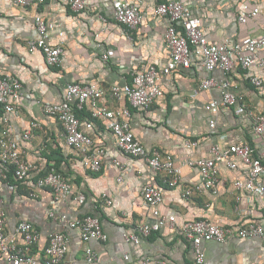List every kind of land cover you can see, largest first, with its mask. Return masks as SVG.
Here are the masks:
<instances>
[{
    "label": "crops",
    "instance_id": "0c3cea01",
    "mask_svg": "<svg viewBox=\"0 0 264 264\" xmlns=\"http://www.w3.org/2000/svg\"><path fill=\"white\" fill-rule=\"evenodd\" d=\"M84 1V10L74 13L63 0H45L40 6L25 9L14 7L10 0H0V74H9L21 84L18 113L10 117L14 138L26 161L54 167L71 184L74 193L85 197L82 206H77L74 196L56 201L44 190L31 198L35 176L24 182L13 178L11 182L0 181V209L5 213L7 230H13L19 221L30 222L41 234V246L49 233L66 230L60 216L73 219L92 215L99 219L107 241L88 244L96 257L87 263L84 245L75 231H69L64 264H141L144 259H148V264H193L192 248L179 231L184 222L207 218L225 227L247 223L264 227L258 197L236 191L232 185L236 173L222 165L218 167L217 195L203 191L183 197L185 189L199 182L197 171L184 162L207 158L213 144L247 142L254 156L264 163V136L252 132L245 112L236 116L234 108H220L214 114L204 109L211 99L220 97V90L199 89L206 73L198 51H193L188 70L176 71L161 80L162 97L149 109H129L134 138L148 153L158 151L172 157L178 169V183L173 187L163 184V175L152 173L144 159L122 154L103 122L91 118L88 105L76 115L83 132L95 145L103 147L104 156L98 173L83 171L78 153L64 144L61 126L43 114L39 102L61 101L66 86L73 83L95 84L104 89L130 84L135 72L147 65L160 69L169 58L163 41L166 20L150 16L151 9L164 0H140L143 21L130 38L112 19V0ZM182 2L201 21L212 44L243 45L264 30V0ZM100 16L106 19L105 23ZM241 16L246 17L244 23L238 21ZM38 19L46 25L47 43L60 45L64 50L58 67L47 66L42 53H29L26 49V43L37 38ZM103 55L108 58L106 63ZM255 55L264 58V49ZM250 76L261 78L262 87L250 85ZM212 77L217 81L224 78L219 71H214ZM228 78L235 91L243 95L248 110L264 114V67L245 71L235 68ZM106 100L109 108L128 106L125 100L115 101L108 95ZM1 116L0 112V119ZM211 120L214 127L209 126ZM30 123H36L38 128L32 131L29 141H21V134ZM184 141L196 142V146L185 149ZM114 161L120 163L121 169ZM147 182L161 188L163 198L158 210L163 216H174L175 223H163L158 232L151 233L137 247L125 243L122 235L142 223L153 222L140 196V189ZM103 198L109 199L111 206L104 207ZM50 211L55 213L54 218L48 216ZM202 250L204 264H264V238L234 239L224 245L203 242Z\"/></svg>",
    "mask_w": 264,
    "mask_h": 264
},
{
    "label": "built area",
    "instance_id": "2783aa9c",
    "mask_svg": "<svg viewBox=\"0 0 264 264\" xmlns=\"http://www.w3.org/2000/svg\"><path fill=\"white\" fill-rule=\"evenodd\" d=\"M69 9L79 13L86 7L84 0H63ZM45 0H10L11 5L25 9L42 5ZM140 0H112V19L119 25L122 32L130 38L143 21ZM151 17L166 20L163 41L168 50L169 58L160 69L147 65L141 71L132 75L131 83L123 86H111L107 89L95 84H68L63 98L59 102H39L44 115L59 123L63 131V141L66 147L78 153L83 171L95 174L101 169L104 156L103 147L97 146L86 135L80 126L76 111L84 106L90 108V116L94 120L102 121L105 130L113 135L118 150L130 158H142L150 171L161 174L162 182L169 187L178 183V169L174 167L170 155H162L158 151L147 152L133 136L129 125L130 110L145 111L162 97L161 80L172 73L188 70L191 65L193 51H198L206 76L202 79L199 89L210 91L220 90L218 99H211L204 107L209 113H216L220 108H234V115L245 112L250 120V127L254 134L264 136V114H257L248 110L242 94L235 91V86L229 80V74L235 68L245 71L252 67L263 68L264 58L256 57V52L264 49V30L256 37L250 38L243 45L233 44L215 45L206 38L201 21L183 4L182 0H164L151 9ZM105 23L106 19L99 17ZM245 16L238 18L244 23ZM37 38L26 43L29 53L40 52L49 67H58L64 50L60 45L50 46L47 43L45 23L35 21ZM106 55L102 61L106 63ZM214 71H219L224 78L217 81L212 77ZM250 85L259 89L262 87L261 78L250 76ZM107 95L115 101L125 100L128 106L109 108ZM21 98V84L9 74H0V181H7V174L11 172L16 181L24 182L35 176L34 188L29 197L35 198L42 190L50 192L56 201H65L74 196L77 206H82L85 197L82 193H74L71 184L66 181L54 167L44 168L38 163H31L24 159L18 141L14 138L10 117L18 113V102ZM214 127V121L209 122ZM38 128L36 123L28 124L22 134L21 141H29L31 133ZM196 142L184 141L185 149H192ZM187 167L195 169L199 182L184 190L183 197L203 191L210 195H217L218 167L222 165L227 171L236 173L232 185L236 191L258 197L264 216V163L255 157L253 149L247 142L229 145L213 144L209 148L207 158L189 159L184 162ZM114 165L121 169L120 163ZM120 180V178H118ZM140 196L144 207L150 212L153 222L142 223L132 232L122 235L125 243L139 247L143 239L151 233L158 232L163 223L173 225L174 216H163L158 208L162 203L161 188L147 182L140 189ZM238 199V198H237ZM1 203V201H0ZM104 207L111 206V201L102 199ZM50 211L48 216L54 218ZM66 225L64 232H51L46 235L40 246L41 234L35 225L27 221H19L13 230H7L6 216L0 209V264H64L69 247V231H75L84 245V257L87 263L95 260V253L88 246L90 242L105 243L108 239L101 223L96 216L85 215L67 218L59 217ZM180 234L193 251V264H204L205 255L202 250L203 242L224 245L231 240L263 239L264 227L259 223H247L239 227H225L207 218H200L184 222L180 226ZM127 259V257H125ZM141 264H148L144 259ZM157 264H164L158 262Z\"/></svg>",
    "mask_w": 264,
    "mask_h": 264
},
{
    "label": "trees",
    "instance_id": "16d2710c",
    "mask_svg": "<svg viewBox=\"0 0 264 264\" xmlns=\"http://www.w3.org/2000/svg\"><path fill=\"white\" fill-rule=\"evenodd\" d=\"M0 112H1V110H0ZM12 178H13V176H12L11 172H9V173L7 174V181L11 182ZM13 179H14V178H13Z\"/></svg>",
    "mask_w": 264,
    "mask_h": 264
}]
</instances>
